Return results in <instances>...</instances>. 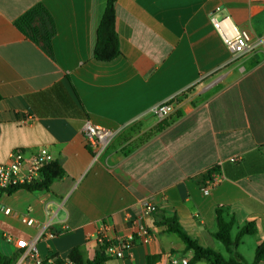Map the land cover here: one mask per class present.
<instances>
[{
  "label": "crops",
  "instance_id": "0c3cea01",
  "mask_svg": "<svg viewBox=\"0 0 264 264\" xmlns=\"http://www.w3.org/2000/svg\"><path fill=\"white\" fill-rule=\"evenodd\" d=\"M105 1L0 0V163L12 151L29 157L47 148L66 172L48 191L1 195L0 254L15 255L7 236L32 241L43 232L44 259L68 262L79 247L92 260L101 233L127 240L137 221L151 239L135 238L125 258L105 264L190 261L193 251L159 225L167 217L228 257L213 236L222 209L235 218L233 238L253 225L237 248L252 263L264 242V0H117L122 54L100 62L94 47ZM38 6L52 20L49 46L46 24L33 37L17 26ZM212 16H230L262 44L233 58ZM173 96L176 113L159 120L152 109ZM86 121L117 132L96 160ZM147 201L156 210L144 215Z\"/></svg>",
  "mask_w": 264,
  "mask_h": 264
},
{
  "label": "built area",
  "instance_id": "2783aa9c",
  "mask_svg": "<svg viewBox=\"0 0 264 264\" xmlns=\"http://www.w3.org/2000/svg\"><path fill=\"white\" fill-rule=\"evenodd\" d=\"M260 1V0H253ZM219 10V9H218ZM215 28L220 33L227 49L233 58L239 57L255 47L262 44L263 40H253L249 32L239 29L234 25L230 16L218 18L211 17ZM179 107V97L173 96L172 98L156 105L152 112L158 117L159 120L164 121L176 113ZM31 117L23 119V124H28ZM89 146L95 151L96 160L101 152L107 147L109 142L117 134L116 131L102 128L86 121L82 127ZM55 161L54 156L47 148H40L37 152L27 157L23 151H12L9 159L5 163H0V188L7 190L24 185H31L41 181L42 170ZM209 192V188L205 189V193ZM156 208L150 201L144 203L143 214L149 215L155 212ZM10 209H6L5 213H9ZM22 222L28 226L35 225V220L30 217H23ZM134 235L130 236L127 240L110 241L104 234L98 237L99 243L106 241L109 243L106 248V253L110 258L123 259L126 257L127 251L131 247V243L135 238L140 242H148L151 239V234L146 226L141 222H135ZM43 235L41 232L38 236ZM48 237H54V233H47ZM12 243L15 255L12 264H72L71 262L59 263L57 258L52 256L44 259L38 249V238L32 241L26 239H13L7 236ZM187 259H173L172 264H188Z\"/></svg>",
  "mask_w": 264,
  "mask_h": 264
},
{
  "label": "trees",
  "instance_id": "16d2710c",
  "mask_svg": "<svg viewBox=\"0 0 264 264\" xmlns=\"http://www.w3.org/2000/svg\"><path fill=\"white\" fill-rule=\"evenodd\" d=\"M116 3L117 0H106L99 20L96 44L94 47V58L100 62H112L122 54L119 35L116 31ZM41 24L47 25L42 33V42L49 46L48 42L55 31L52 20L43 7L38 6L32 9L17 21L19 29L30 37H33L36 30L41 28ZM65 174L66 172L62 164L59 161H54L42 170V179L40 182L7 190L0 188V197L5 192L12 193L19 189L48 191L52 183L57 179H62ZM216 220L217 230L213 233V236L225 246L228 257L211 248L203 247L197 241L193 240L181 227L176 218L164 217L159 225L166 226L168 233L179 236L185 245V251H193V257L188 264H199L203 261L208 264H258L264 260V242L256 248L255 258L252 263L247 262L237 252L242 238L254 233L252 224L245 225L238 231L236 237L233 238L231 233L236 222L234 216L229 215L225 210L219 209L216 211ZM108 245L109 243L106 241L100 243L99 250L92 260L87 259L79 247H75L70 252L68 261L72 264H105L109 258L106 253ZM57 260L59 263H64L60 258H57ZM12 263L13 258H8L0 254V264Z\"/></svg>",
  "mask_w": 264,
  "mask_h": 264
}]
</instances>
